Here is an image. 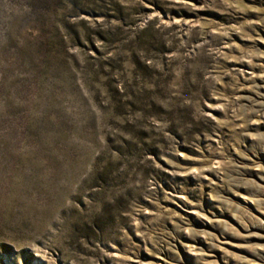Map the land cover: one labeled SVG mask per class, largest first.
<instances>
[{
	"label": "rangeland",
	"instance_id": "374dc122",
	"mask_svg": "<svg viewBox=\"0 0 264 264\" xmlns=\"http://www.w3.org/2000/svg\"><path fill=\"white\" fill-rule=\"evenodd\" d=\"M0 264H264V0H0Z\"/></svg>",
	"mask_w": 264,
	"mask_h": 264
}]
</instances>
